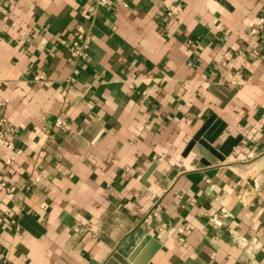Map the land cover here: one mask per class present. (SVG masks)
<instances>
[{
  "label": "crops",
  "instance_id": "0c3cea01",
  "mask_svg": "<svg viewBox=\"0 0 264 264\" xmlns=\"http://www.w3.org/2000/svg\"><path fill=\"white\" fill-rule=\"evenodd\" d=\"M92 4L0 0L22 151L0 146V264H264V0H113L88 24ZM222 124L241 142L212 164Z\"/></svg>",
  "mask_w": 264,
  "mask_h": 264
},
{
  "label": "built area",
  "instance_id": "2783aa9c",
  "mask_svg": "<svg viewBox=\"0 0 264 264\" xmlns=\"http://www.w3.org/2000/svg\"><path fill=\"white\" fill-rule=\"evenodd\" d=\"M113 0H94V4L88 6L86 12L83 14V19L86 23H93L98 17L100 10L107 7L112 3ZM171 13L174 17H179L181 14L180 6H173L171 8ZM264 24V18L259 19L255 24L252 31L256 32ZM90 31L86 25L80 24L74 31L73 40L70 44L69 50L72 59H82L86 60L88 58V47L90 42ZM65 43V42H63ZM37 82H42L45 80L43 73L37 74L34 77ZM7 85V82L0 79V92ZM7 106L6 100L0 93V146L5 148L10 152V156L5 160V166H12L13 163L21 155V149L16 146L17 132L16 128L9 122L5 116V109ZM55 127L59 130L68 131L69 126L67 123L58 118L55 122Z\"/></svg>",
  "mask_w": 264,
  "mask_h": 264
},
{
  "label": "water",
  "instance_id": "95a60500",
  "mask_svg": "<svg viewBox=\"0 0 264 264\" xmlns=\"http://www.w3.org/2000/svg\"><path fill=\"white\" fill-rule=\"evenodd\" d=\"M233 94H234V91L227 93V97L223 98L224 105L228 102L229 98L233 96ZM215 119L216 118L214 117L211 120V122ZM218 123L220 124L219 120L217 121L216 125ZM206 127H208V124L205 126L204 129H206ZM225 128H226L225 125L222 124V126H220L217 130L213 128L206 133L204 132V130L200 132V133L204 132V135H203L204 140L201 141L202 146L205 148L207 152H209L210 154H212V156L215 157L212 159L209 157L212 164H216L217 161H224L226 157L230 156L233 153L234 149L241 142V138H237V139L228 138L222 144L218 145L217 141L223 135ZM199 139H200L199 135L195 137V140H199ZM214 145H216L217 147H215ZM215 171H216V168L210 169L206 167L195 173L194 172L193 173L184 172V175L187 176L192 181L198 182L204 176L212 177Z\"/></svg>",
  "mask_w": 264,
  "mask_h": 264
}]
</instances>
